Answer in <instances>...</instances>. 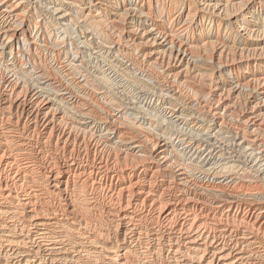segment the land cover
<instances>
[{
  "label": "bare ground",
  "instance_id": "obj_1",
  "mask_svg": "<svg viewBox=\"0 0 264 264\" xmlns=\"http://www.w3.org/2000/svg\"><path fill=\"white\" fill-rule=\"evenodd\" d=\"M174 5L0 0V264H264V0Z\"/></svg>",
  "mask_w": 264,
  "mask_h": 264
},
{
  "label": "rangeland",
  "instance_id": "obj_2",
  "mask_svg": "<svg viewBox=\"0 0 264 264\" xmlns=\"http://www.w3.org/2000/svg\"><path fill=\"white\" fill-rule=\"evenodd\" d=\"M153 1V0H152ZM175 3H176V5H174V6H178V5H180V3L182 2V1H186V0H173ZM188 1V0H187ZM179 3V4H178ZM66 6H69V5H66ZM80 6H83V7H86V9H87V7H88V4H82V5H80ZM173 6V7H174ZM229 37H231V35L229 36ZM262 44H264V42H261V45Z\"/></svg>",
  "mask_w": 264,
  "mask_h": 264
}]
</instances>
